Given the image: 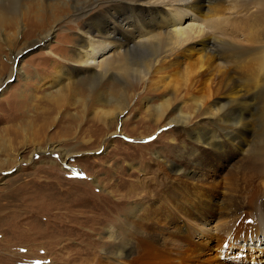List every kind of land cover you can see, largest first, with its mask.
Listing matches in <instances>:
<instances>
[{
  "label": "bare ground",
  "instance_id": "obj_1",
  "mask_svg": "<svg viewBox=\"0 0 264 264\" xmlns=\"http://www.w3.org/2000/svg\"><path fill=\"white\" fill-rule=\"evenodd\" d=\"M20 1L0 2V25H22ZM24 1L42 11L53 0ZM70 2L79 34L47 96L58 101L82 81L115 124L145 86L135 103L144 100L155 125L169 119L180 130L157 152V171L140 169L108 191L120 216L98 258L83 264H264V132L255 126L264 0ZM178 95L192 112L173 104Z\"/></svg>",
  "mask_w": 264,
  "mask_h": 264
},
{
  "label": "rangeland",
  "instance_id": "obj_2",
  "mask_svg": "<svg viewBox=\"0 0 264 264\" xmlns=\"http://www.w3.org/2000/svg\"><path fill=\"white\" fill-rule=\"evenodd\" d=\"M20 3L22 25H0V264H83L98 258L106 228L120 216L118 194L108 191L139 179L140 169L157 171V152L180 130L169 119L155 125L144 100L135 103L145 86L115 124L105 104L86 99L82 81L61 89L58 101L49 98L60 86L57 73L71 64L79 22L66 0L42 11ZM256 91L255 126L264 132V86ZM178 97L173 104L192 112L191 101Z\"/></svg>",
  "mask_w": 264,
  "mask_h": 264
},
{
  "label": "snow or ice",
  "instance_id": "obj_3",
  "mask_svg": "<svg viewBox=\"0 0 264 264\" xmlns=\"http://www.w3.org/2000/svg\"><path fill=\"white\" fill-rule=\"evenodd\" d=\"M36 264H41V262H36Z\"/></svg>",
  "mask_w": 264,
  "mask_h": 264
}]
</instances>
